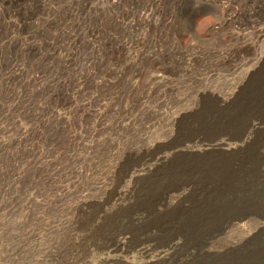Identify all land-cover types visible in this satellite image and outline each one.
<instances>
[{
    "label": "rangeland",
    "instance_id": "1",
    "mask_svg": "<svg viewBox=\"0 0 264 264\" xmlns=\"http://www.w3.org/2000/svg\"><path fill=\"white\" fill-rule=\"evenodd\" d=\"M0 264H264V0H0Z\"/></svg>",
    "mask_w": 264,
    "mask_h": 264
},
{
    "label": "bare ground",
    "instance_id": "2",
    "mask_svg": "<svg viewBox=\"0 0 264 264\" xmlns=\"http://www.w3.org/2000/svg\"><path fill=\"white\" fill-rule=\"evenodd\" d=\"M251 102H252V100H251ZM234 116H237V115H234ZM257 127H253L252 128V131H255V129H256ZM207 165H208V163H207ZM229 165V164H228ZM228 165H219L218 167L219 168H222V170H224L225 172H223V173H221V174H223V175H226L227 173H228V168L230 167V166H228ZM202 168V167H201ZM215 169H217V168H215ZM217 170H219V169H217ZM203 178V177H202Z\"/></svg>",
    "mask_w": 264,
    "mask_h": 264
}]
</instances>
